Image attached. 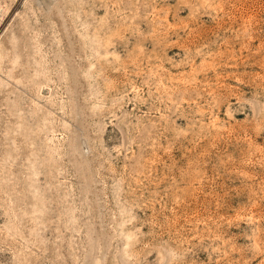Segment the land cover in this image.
<instances>
[{"label":"rangeland","instance_id":"obj_1","mask_svg":"<svg viewBox=\"0 0 264 264\" xmlns=\"http://www.w3.org/2000/svg\"><path fill=\"white\" fill-rule=\"evenodd\" d=\"M0 264H264V0H0Z\"/></svg>","mask_w":264,"mask_h":264}]
</instances>
